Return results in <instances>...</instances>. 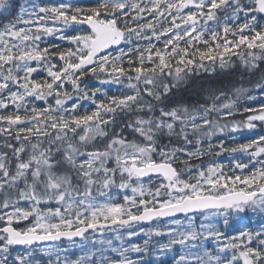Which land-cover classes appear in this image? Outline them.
I'll return each mask as SVG.
<instances>
[{
    "label": "snow or ice",
    "instance_id": "6c2138e0",
    "mask_svg": "<svg viewBox=\"0 0 264 264\" xmlns=\"http://www.w3.org/2000/svg\"><path fill=\"white\" fill-rule=\"evenodd\" d=\"M233 57L240 81L178 97ZM249 213L264 0H0V264H264V225L226 231Z\"/></svg>",
    "mask_w": 264,
    "mask_h": 264
},
{
    "label": "trees",
    "instance_id": "16d2710c",
    "mask_svg": "<svg viewBox=\"0 0 264 264\" xmlns=\"http://www.w3.org/2000/svg\"><path fill=\"white\" fill-rule=\"evenodd\" d=\"M205 63L209 66L210 70L207 72L203 70L195 72L190 81L182 86L185 90L178 93V97L180 99H194V91L200 86H204L205 88L210 86L230 87L232 82H238L242 79L241 73L244 72V69L241 65V62L236 57H233V63L230 64L229 67L222 69L217 64L214 71L211 70L212 66L210 65V62L206 61ZM89 81H92V79H86L85 82L87 83ZM236 118L239 119L240 117L237 116ZM228 140L229 142L226 140V143L228 142V144H230V139ZM224 155L225 154H223L222 156ZM22 225L23 224H21L20 226Z\"/></svg>",
    "mask_w": 264,
    "mask_h": 264
},
{
    "label": "rangeland",
    "instance_id": "374dc122",
    "mask_svg": "<svg viewBox=\"0 0 264 264\" xmlns=\"http://www.w3.org/2000/svg\"><path fill=\"white\" fill-rule=\"evenodd\" d=\"M25 0H19V3H24ZM44 2H55V0H44ZM52 43H62L60 41H57L55 38H50ZM89 87H99V84L96 81H93L91 83L88 84ZM70 87V86H69ZM111 88V90L115 91V86H109ZM39 104H41V106H43V102H37ZM257 131H259V129H257ZM227 145H229L228 143H226ZM230 146H232V144H230ZM219 162H223L225 164H227L229 162V158H218ZM255 222V221H253ZM264 220H260V223H263ZM244 228H247V225H245L243 220H233L232 223L230 224V226L226 229L228 235H233L236 234L238 231L243 230ZM108 238L112 237L111 233L107 234ZM132 242H136V243H142V239H137V238H133ZM78 243V242H76ZM114 245L118 244L119 242L117 241H113ZM46 246V245H45ZM58 246L62 249H68V254L70 255V258H76L77 256H79L80 250L75 248V247H70V243H66V242H62V243H58ZM43 247V246H41ZM20 250V249H18ZM64 253H62L63 255ZM42 256V254H40ZM109 255H111V253H109ZM135 254H133V259H135ZM53 259H55V257H53ZM43 260V264H47V257H42Z\"/></svg>",
    "mask_w": 264,
    "mask_h": 264
},
{
    "label": "water",
    "instance_id": "95a60500",
    "mask_svg": "<svg viewBox=\"0 0 264 264\" xmlns=\"http://www.w3.org/2000/svg\"><path fill=\"white\" fill-rule=\"evenodd\" d=\"M144 224H147V223H144ZM79 238H75V240H78ZM63 240H66V239H63ZM60 242V241H58ZM41 244H44V242H42Z\"/></svg>",
    "mask_w": 264,
    "mask_h": 264
}]
</instances>
